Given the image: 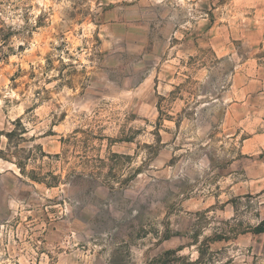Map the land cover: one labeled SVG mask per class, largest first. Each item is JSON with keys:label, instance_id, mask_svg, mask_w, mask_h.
<instances>
[{"label": "rangeland", "instance_id": "obj_1", "mask_svg": "<svg viewBox=\"0 0 264 264\" xmlns=\"http://www.w3.org/2000/svg\"><path fill=\"white\" fill-rule=\"evenodd\" d=\"M1 28L0 264H264V0H0Z\"/></svg>", "mask_w": 264, "mask_h": 264}, {"label": "trees", "instance_id": "obj_2", "mask_svg": "<svg viewBox=\"0 0 264 264\" xmlns=\"http://www.w3.org/2000/svg\"><path fill=\"white\" fill-rule=\"evenodd\" d=\"M0 41L1 42H5L6 41V39L8 38V36H9V33H4L3 32V29L1 28L0 29ZM21 122H20V120L19 119H17L16 120V122H15V124L16 125H21L20 124ZM25 132V128L23 127V126H21L20 128H19V130L18 129H14V130H12V131H10V132H7L6 133V136H7V138L9 139V140H12L13 139V137L14 136H16V137H18V138H21L22 137V134ZM14 156H16V157H18L17 159V161L15 162V164L18 166V168H19V170L21 171V173L22 174H25L26 173V164H25V159H26V156L25 157H23V156H18V154H16V152H11ZM0 155L1 156H3L4 157V153L2 152V151H0ZM30 177H32L33 179H37V180H41L42 179V177L41 176H38V174L37 175H31ZM51 177H52V179H53V181L51 182V183H53V184H51V185H54L55 183H57L58 182V176H56V175H53V174H51ZM42 181V180H41ZM256 231H258V232H262V231H264V225L263 224H260V225H258L256 228Z\"/></svg>", "mask_w": 264, "mask_h": 264}]
</instances>
